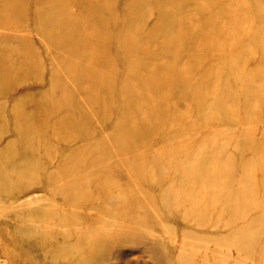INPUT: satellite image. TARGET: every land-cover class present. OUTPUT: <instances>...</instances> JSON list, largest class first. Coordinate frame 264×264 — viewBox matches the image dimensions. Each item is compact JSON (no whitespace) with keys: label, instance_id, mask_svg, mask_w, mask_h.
Masks as SVG:
<instances>
[{"label":"rangeland","instance_id":"obj_1","mask_svg":"<svg viewBox=\"0 0 264 264\" xmlns=\"http://www.w3.org/2000/svg\"><path fill=\"white\" fill-rule=\"evenodd\" d=\"M1 175L0 264H264V0H0Z\"/></svg>","mask_w":264,"mask_h":264},{"label":"bare ground","instance_id":"obj_2","mask_svg":"<svg viewBox=\"0 0 264 264\" xmlns=\"http://www.w3.org/2000/svg\"><path fill=\"white\" fill-rule=\"evenodd\" d=\"M4 180V178H3V176L1 175L0 176V183L2 182ZM43 185V184H42ZM45 186V185H44ZM53 188V190H56V191H60V189L59 188H56V186H54V187H52ZM216 193H218V190H216ZM165 202V201H164ZM70 204V203H69ZM90 204H91V206H92V209H96V210H99L100 212H102V210H101V208H99L98 209V207H100V206H98V204H95L94 202H90ZM41 212V211H40ZM96 212H98V211H96ZM81 214V213H80ZM102 214H104V215H107V211H103V213ZM112 214V213H111ZM113 215V217H116V218H118V219H124L125 218V216H124V214H123V212H117L116 214H112ZM91 218V219H93V224H90V225H96L97 223L99 224V223H101L102 225H101V227H92V226H85V228L86 229H90L91 227L92 228H94V229H90V230H92V232L93 233H99V230H105L106 229V231H109V232H112V230H110L111 228H113V227H116V228H119V229H124L125 230V233L127 234V235H132L133 234V232L128 228V227H131V225H132V223L130 222V220L131 219H133V218H128L127 219V221H128V224H124V225H119V224H113V222H111V224L110 223H108V222H102V221H100V219H95V217L94 216H92V215H90L89 216V214H88V218ZM112 217V218H113ZM104 219V218H103ZM102 219V220H103ZM113 220V219H112ZM134 220V219H133ZM99 221V222H98ZM104 221H105V219H104ZM132 221V220H131ZM110 222V221H109ZM59 223H60V225H61V227H68V226H72V225H70L69 224V221L68 220H66V219H63V220H60L59 219ZM115 223V222H114ZM133 223H137V222H134L133 221ZM40 224L41 225H44L45 224V222H43V221H40ZM74 225H78V224H75L74 223ZM73 225V226H74ZM80 225H82V224H80ZM140 227H144V226H142L141 224H140V226H139V228ZM123 236H125V235H121L120 237H123ZM120 237H118V238H120ZM101 237L99 236L98 238H96L97 240H95V242H96V244H97V241L100 239ZM138 240L139 239H141V238H137ZM145 239V238H144ZM147 239V241H145ZM145 240H140L141 241V244H143V245H145V246H147L148 247V250H153L154 248H156V246H157V244H156V242H154V241H151V240H148V238H146ZM39 241V240H38ZM123 241H125L124 239H123ZM95 242L93 243V245L95 244ZM126 242V241H125ZM104 243V242H103ZM40 245V247H42V245L41 244H39ZM101 246H102V244H100ZM89 248H91V247H89ZM66 249H67V247L66 246H61V252L62 253H65V255H66ZM91 251H93V253H95V252H97L94 248H93V250H90L89 251V253L91 252ZM99 251V250H98ZM89 253H87V251L86 252H81L80 254H78V253H75L74 254V256H73V260H74V263L73 264H85V262L87 261V260H89V256L90 255H88ZM93 256V255H92ZM17 257L18 256H16L15 255V259H17ZM63 259H64V256H63ZM14 263H16V262H14ZM18 263V262H17Z\"/></svg>","mask_w":264,"mask_h":264}]
</instances>
